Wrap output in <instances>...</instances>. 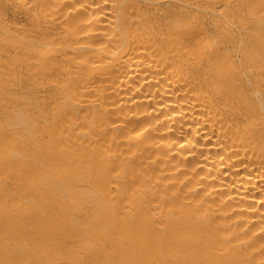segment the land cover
I'll list each match as a JSON object with an SVG mask.
<instances>
[{"label": "bare ground", "instance_id": "obj_1", "mask_svg": "<svg viewBox=\"0 0 264 264\" xmlns=\"http://www.w3.org/2000/svg\"><path fill=\"white\" fill-rule=\"evenodd\" d=\"M0 264H264V0H0Z\"/></svg>", "mask_w": 264, "mask_h": 264}]
</instances>
